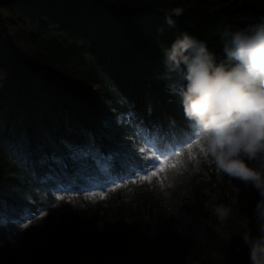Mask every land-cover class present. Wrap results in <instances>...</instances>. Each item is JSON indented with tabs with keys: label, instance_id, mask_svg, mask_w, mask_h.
Segmentation results:
<instances>
[{
	"label": "trees",
	"instance_id": "1",
	"mask_svg": "<svg viewBox=\"0 0 264 264\" xmlns=\"http://www.w3.org/2000/svg\"><path fill=\"white\" fill-rule=\"evenodd\" d=\"M176 8L183 14L169 27ZM261 18L264 0H0V264H250L238 215L221 223L212 208L239 188L235 207L257 235L259 194L220 172L197 140L152 182L132 175L103 188L70 160L79 193L39 178L56 168L51 157L65 154V142L87 136L117 153V170L133 153L148 167L147 140L163 150L189 141L184 82L167 71L164 50L188 32L219 63L223 25L244 29ZM24 209L41 215L19 235Z\"/></svg>",
	"mask_w": 264,
	"mask_h": 264
},
{
	"label": "clouds",
	"instance_id": "2",
	"mask_svg": "<svg viewBox=\"0 0 264 264\" xmlns=\"http://www.w3.org/2000/svg\"><path fill=\"white\" fill-rule=\"evenodd\" d=\"M182 14V9H173L166 24L175 27ZM219 42L226 60L218 63L207 42L183 32L164 50L163 63L184 82L180 102L201 151L220 172L258 192L253 210L257 235L248 226L249 217L235 207L237 187L230 202L214 205L212 213L223 223L235 212L243 228L237 236L248 249L250 264H264V18L244 29L224 24ZM257 159L258 168L249 166ZM157 234L156 228L149 233Z\"/></svg>",
	"mask_w": 264,
	"mask_h": 264
},
{
	"label": "snow or ice",
	"instance_id": "3",
	"mask_svg": "<svg viewBox=\"0 0 264 264\" xmlns=\"http://www.w3.org/2000/svg\"><path fill=\"white\" fill-rule=\"evenodd\" d=\"M136 123L139 125V121ZM141 127L143 126L141 125ZM85 135L87 136V134ZM146 144L147 148L151 151V157L154 158L150 168H145L138 163L140 156L133 153L128 157L126 162L121 164L120 169L117 170L115 160L117 153L103 152L95 143L94 137L87 136V140L83 144L65 142V154L51 157V162L56 168L50 170L49 173L39 179L50 183L54 191L59 192L62 190L64 192L72 191L74 193H79V186L73 183L74 176L68 173L67 161L69 160L75 166V174L87 169L88 176L98 180L103 188H107L111 185L119 186L118 181H122L125 177L132 175L139 176L140 179H148L147 172L152 171L155 175L167 167L165 163L167 156L165 150H162L158 144L148 142H146ZM188 147L191 149V145H188ZM144 151V148L140 149L141 153ZM125 155H127V153H125ZM41 163L44 164L47 163V161L42 159ZM97 191H99V189L92 190L91 195L95 196ZM99 195L101 198H104V191H99ZM2 203L3 201L0 199V204ZM38 215H41V212L38 210L24 209L16 222H19L23 227H27L24 221H30ZM3 222V216L0 214V223Z\"/></svg>",
	"mask_w": 264,
	"mask_h": 264
},
{
	"label": "rangeland",
	"instance_id": "4",
	"mask_svg": "<svg viewBox=\"0 0 264 264\" xmlns=\"http://www.w3.org/2000/svg\"><path fill=\"white\" fill-rule=\"evenodd\" d=\"M119 120H120V118H119ZM194 140H197V138H196V136H195V139ZM146 144V143H145ZM147 145V144H146ZM172 153H173V151H172ZM148 158H152L151 157V151L148 149ZM160 172V171H159ZM159 172H158V174H153V172L152 171H149V172H147V176L149 177L148 179H146V181H148V182H152V180H154L155 178H158L159 179ZM161 172H163V171H161ZM157 179V180H158ZM175 183H177V180H175L174 181ZM167 183L169 184V183H172L171 182V179H168L167 180ZM24 223H26L27 224V227H23L21 224H18L17 225V228H16V231H15V233H17V234H23L26 230H28L29 229V227H30V223H31V221H27V222H24ZM0 225H2V223H0ZM18 231V232H17Z\"/></svg>",
	"mask_w": 264,
	"mask_h": 264
}]
</instances>
